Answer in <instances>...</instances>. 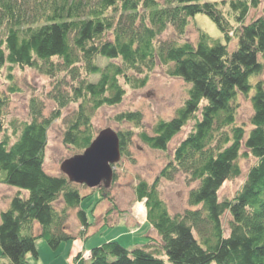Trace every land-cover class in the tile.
I'll return each instance as SVG.
<instances>
[{"label": "trees", "instance_id": "obj_1", "mask_svg": "<svg viewBox=\"0 0 264 264\" xmlns=\"http://www.w3.org/2000/svg\"><path fill=\"white\" fill-rule=\"evenodd\" d=\"M252 9L260 13L247 20ZM197 13L216 24L224 43L204 31L196 43L178 41ZM168 28L177 41L160 38ZM157 65L189 85L175 115L157 121L151 133L138 110L119 112L115 120L130 123L147 146L161 151L194 120L153 181L137 179L134 185L136 201H144L146 221L161 246L127 248L112 240L91 248L88 260L78 252L73 263L264 264V80L253 81L264 71V0H0V79L5 70L12 82L14 67L35 69L53 78L57 105L44 117L33 97L28 121L9 134L5 108L10 99L0 91V184L17 188L0 211L1 254L8 259L3 264H30L28 254L38 258L37 239L53 250L71 240V209L81 223L78 235L84 236L89 225L79 208L83 195L78 186L43 169L49 125L68 104L78 103L63 142L75 155L82 153L94 138L93 112L121 103L127 88H143ZM16 90L8 86L10 93ZM250 93L253 114L247 132L236 124L237 97ZM117 133L123 156L132 133ZM247 154L256 163L236 194L220 201L222 183L240 175L237 159ZM178 174L197 183L188 193V204L195 208L171 215L158 187ZM226 211L231 220L224 236ZM108 219L104 215V223Z\"/></svg>", "mask_w": 264, "mask_h": 264}, {"label": "rangeland", "instance_id": "obj_2", "mask_svg": "<svg viewBox=\"0 0 264 264\" xmlns=\"http://www.w3.org/2000/svg\"><path fill=\"white\" fill-rule=\"evenodd\" d=\"M261 10V6L259 8ZM251 10L247 20L252 18L255 13L260 11ZM199 31L206 32L212 39L225 42L223 34L205 14L197 13L190 18L186 32L181 40H188L196 43ZM161 39L176 40L174 30L168 28L160 36ZM232 47L235 41L232 40ZM231 47V48H232ZM106 60L101 59L99 63L104 64ZM13 80L9 82L5 78V70L0 79V91L9 97V103L6 110V126L9 128V134L14 129L19 130L20 122L29 119V103L34 97L36 104L41 107L44 117H49L54 108L57 107L52 98L53 78L41 74L39 71L31 68L14 67L12 70ZM96 80V76H91ZM264 80V71L253 79ZM13 84L16 91L10 93L8 86ZM189 85L180 78L171 77L166 74L162 65H157L152 71L148 83L141 89H126V94L121 103L112 106H102L93 112L91 117L92 136H96L100 130L110 128L115 132L130 131L131 143L127 146V154L121 156L114 165V177L108 187L97 186L89 188L84 184H77L83 197L80 200L79 208L85 211L88 228L84 236L78 235L81 231V223L76 217V209H71L67 220L68 231L74 236L69 241L60 243L59 248L55 250L49 248L44 239H37L36 247L39 254L38 258L31 254L26 256L30 264H43L49 259L48 264H62L68 258V250L76 241L86 240L87 247H96L108 241H117L127 248L136 247V245H145L151 249H159L161 241L154 228L146 221V208L144 201H136L134 194V185L137 179L145 180L151 183L158 175L159 171L173 158L175 147L192 130L194 120L188 123L176 134L169 142L165 151L157 150L147 146L139 137L137 129H133L130 123L118 122L115 115L122 111L138 110L142 114V124L151 133L153 125L160 119H170L175 115L176 110L182 105L188 96ZM252 93L248 96L238 95V110L236 115V124L242 125L248 132L250 129V117L253 114L252 103L250 100ZM78 103H70L61 111V116L54 120L47 130V145L44 152L43 169L47 174L66 176L60 170V164L63 160L72 157L77 151L63 142V135L67 123L73 116ZM15 126L12 127V125ZM246 132V135H247ZM14 137L12 136V141ZM244 151V148L241 152ZM237 163L240 167V175L235 178L224 181L218 191L219 200L231 199L241 188L246 180L248 170L256 163V158L252 155L239 156ZM114 179V180H113ZM197 186L196 182L186 180L184 174H178L173 180L162 179L159 183L158 191L164 201L168 212L171 215L181 214L187 209H192L188 204V193L190 189ZM103 188V189H102ZM17 192V188L6 184H0V211L9 206L12 195ZM27 196V192L23 191ZM109 197V199H108ZM109 200L113 204L109 203ZM137 204H142L145 214H138L134 211ZM114 208L116 209H112ZM110 210V212H108ZM111 212H116L119 216L111 217ZM121 213V214H120ZM115 214V213H114ZM104 215L108 216V223H104ZM110 216V217H109ZM231 216L225 212L221 217L224 236L229 234V222ZM35 226H38L36 224ZM129 228V229H128ZM133 229V230H132ZM130 230V232H129ZM87 236V237H85ZM85 238V239H84ZM149 239V240H148ZM54 252V253H53ZM89 250L81 251L82 258L89 256ZM8 259L1 254L0 264L7 263ZM38 262V263H37ZM74 264L73 261L70 262ZM214 264V263H212Z\"/></svg>", "mask_w": 264, "mask_h": 264}, {"label": "water", "instance_id": "obj_3", "mask_svg": "<svg viewBox=\"0 0 264 264\" xmlns=\"http://www.w3.org/2000/svg\"><path fill=\"white\" fill-rule=\"evenodd\" d=\"M121 158L118 133L110 128L100 130L89 146L79 154L63 160L60 170L70 182L89 188L108 187L114 165Z\"/></svg>", "mask_w": 264, "mask_h": 264}, {"label": "crops", "instance_id": "obj_4", "mask_svg": "<svg viewBox=\"0 0 264 264\" xmlns=\"http://www.w3.org/2000/svg\"><path fill=\"white\" fill-rule=\"evenodd\" d=\"M115 213V214H114ZM121 214V213H120ZM119 216V212H118V215L116 214V212H111V214H110V216L111 217H113V216ZM109 216V217H110ZM129 229V228H128ZM133 230V229H132ZM129 232H130V230H129ZM85 237H87V236H85ZM85 239V238H84ZM86 244H87V241L86 240H83V241H76L74 244H73V246H71L70 248H69V250L67 251L68 252V258L66 259V260H64L63 262H62V264H71L70 262H72L73 261V257H74V255L75 254H77L78 252H81V251H83V250H90L91 248H93V247H87L86 246ZM57 248H59V246L57 247ZM54 253V252H53ZM38 257H39V254H38ZM49 260H50V257H49V259H46L45 260V262L43 263V264H48L49 263ZM38 263V262H37Z\"/></svg>", "mask_w": 264, "mask_h": 264}, {"label": "bare ground", "instance_id": "obj_5", "mask_svg": "<svg viewBox=\"0 0 264 264\" xmlns=\"http://www.w3.org/2000/svg\"><path fill=\"white\" fill-rule=\"evenodd\" d=\"M134 211L138 214H143L142 217L144 216L145 214V209H144V206L142 204H137L135 205L134 207Z\"/></svg>", "mask_w": 264, "mask_h": 264}]
</instances>
